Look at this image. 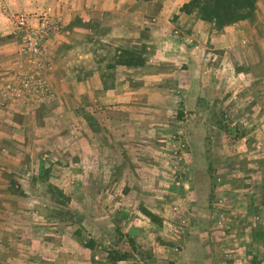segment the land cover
<instances>
[{"label":"rangeland","instance_id":"1","mask_svg":"<svg viewBox=\"0 0 264 264\" xmlns=\"http://www.w3.org/2000/svg\"><path fill=\"white\" fill-rule=\"evenodd\" d=\"M141 1L167 13L136 47L96 20L74 31L55 0H0V46H17L0 54V159L22 158L0 162V264H264V0L223 26ZM19 13L57 22L48 94L22 87L37 63Z\"/></svg>","mask_w":264,"mask_h":264},{"label":"crops","instance_id":"2","mask_svg":"<svg viewBox=\"0 0 264 264\" xmlns=\"http://www.w3.org/2000/svg\"><path fill=\"white\" fill-rule=\"evenodd\" d=\"M55 1H57L56 3L58 4V6H62L63 9L68 12V15L71 16L70 19H75L74 15L79 14L78 19H81L82 22L86 23L87 27H77L74 29V31L78 30L80 33L84 31L85 33H88V30L92 29L91 22H94L96 20L103 25H108L107 30L105 31H108L107 35L109 37L115 38V44L118 46L135 45L137 47L138 44H141L140 41L135 40L136 37H141L140 34L138 35V33L140 31H144L145 27H151L148 23H145V17H149L151 13H167L166 8H164V11H162V8L154 9V11H151L147 6V2L141 0H81V3L78 2V0ZM186 1L188 2L189 0H183L182 4ZM74 11L76 13H74ZM90 34L91 33L89 32L87 36H89ZM71 35H73V32ZM71 35L59 39V44L63 45L65 42L69 43V37ZM16 48L17 46H14V44L12 46V42H5V45L0 46V54H2L5 50L10 49H14L15 51ZM101 77L102 75L99 72H94L92 73V75L88 76V78L91 80H100ZM102 88V85L100 86L98 84L94 87L92 86L89 94L93 97H99L100 99L106 100H111L115 95L118 96L117 92H119V88ZM84 93L86 95V92H83V94ZM3 158L2 159L4 160V163L8 166H10L9 162L16 160L19 162L22 161L21 155L14 156L11 151L6 153ZM2 159H0L1 163ZM4 163L2 165H4ZM17 163L18 162H15L16 165ZM3 183H5L3 185V188L7 189V182Z\"/></svg>","mask_w":264,"mask_h":264},{"label":"built area","instance_id":"3","mask_svg":"<svg viewBox=\"0 0 264 264\" xmlns=\"http://www.w3.org/2000/svg\"><path fill=\"white\" fill-rule=\"evenodd\" d=\"M51 8H49L50 10ZM15 20L20 30L23 33L24 52L35 59L37 63L32 69L24 74V70L19 73L23 75L22 87L25 90H31L34 93H49L45 76L43 73V65L40 60L47 54L45 48V38L53 31L57 22L53 20L47 13L42 17L38 26H33L31 18L24 13H19L15 16ZM12 86V84H8Z\"/></svg>","mask_w":264,"mask_h":264},{"label":"trees","instance_id":"4","mask_svg":"<svg viewBox=\"0 0 264 264\" xmlns=\"http://www.w3.org/2000/svg\"><path fill=\"white\" fill-rule=\"evenodd\" d=\"M255 0H191L184 5L186 11L197 10L204 20L219 25L234 23L248 16ZM147 215L152 216L147 212Z\"/></svg>","mask_w":264,"mask_h":264}]
</instances>
